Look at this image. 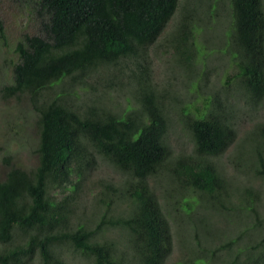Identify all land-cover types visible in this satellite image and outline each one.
<instances>
[{"label":"trees","instance_id":"16d2710c","mask_svg":"<svg viewBox=\"0 0 264 264\" xmlns=\"http://www.w3.org/2000/svg\"><path fill=\"white\" fill-rule=\"evenodd\" d=\"M32 1L37 31L17 42L15 51L19 60L12 68L13 82L3 88V93L26 95L37 113V166L27 172L9 163L8 157L4 158L10 166L0 181V264H28L35 252L40 264H65L55 252L62 243H69L79 253L91 257L92 264H123L119 261L123 260L122 256L113 258L108 245L94 238L95 231L82 225L67 230V197L56 200L49 193L50 188L63 187L66 183L71 186V177L76 176L80 181L83 171L94 162L88 147L136 181L128 190L133 211L126 218L112 221L127 232L128 246L137 256L133 263L163 264L171 251L168 226L145 181L162 167L182 188L207 193L219 201L217 195L228 184L202 157L208 159L233 141L235 112L228 108L231 114L228 117L223 113L226 109L222 103L208 97H198L200 105L193 108L183 106L181 114L198 159L190 157L191 162H187L173 157L172 160L163 140L166 118L161 107L165 96L169 97L168 91L160 93L153 87L144 62L149 47L176 12L178 0ZM227 1L233 18L230 54L237 67L233 77L245 97L244 103L256 104L264 97V3ZM213 6L205 0L203 14L212 8L216 14ZM196 13L186 2L180 26L173 34L175 39L172 38L180 69L185 70L189 82L191 79L200 82L201 78H197L202 74L195 69L201 51L190 46ZM2 31L0 19V34ZM221 47L226 48L223 45L218 49ZM100 67L127 71L135 88L133 97L140 104L137 109L130 101L120 111L96 105L119 81L115 75L100 76ZM98 84L102 86L100 94L83 109L76 102L77 90L83 92ZM214 106L220 110L215 112ZM258 129L264 136V126ZM248 140L251 141V136ZM249 150L238 151L235 163L246 168L253 166L256 174L264 175V148L257 144ZM253 152L257 156L252 159ZM76 187L77 184L72 185L74 194ZM239 194L246 204L242 206L238 202L235 209L256 212L255 194L248 187ZM189 205L184 202L182 208L187 210ZM17 230L24 238L21 243L12 244ZM261 243L259 255L250 258L247 264H264V237ZM195 253L188 263L199 261ZM230 264L243 263L234 258Z\"/></svg>","mask_w":264,"mask_h":264},{"label":"rangeland","instance_id":"374dc122","mask_svg":"<svg viewBox=\"0 0 264 264\" xmlns=\"http://www.w3.org/2000/svg\"><path fill=\"white\" fill-rule=\"evenodd\" d=\"M186 2L188 7L198 12L193 15V42L190 46L201 51L200 60L195 65V69L200 74L202 72L197 78H201L200 82L187 80L185 70L180 69L177 61L178 55L172 48V38L175 39L173 34L180 26ZM206 2L214 5L216 14L212 13L213 8L206 15L203 14L205 0H178L176 12L149 47L144 67L153 87L160 93L166 89L168 91L169 97L165 96L161 107L166 118L163 140L172 160L173 157H180L187 162H191L190 157L198 159L190 131L181 114L183 106L191 105L190 108H193L200 105L196 100L198 97H208L209 100H219L222 107H225L224 110L232 108V112H235L232 120L235 131L233 141L223 151L208 156V159L202 157L215 167L228 187L217 195L219 201H216L207 193L182 188L168 177L167 170L162 167L146 179L147 187L156 199L168 226L171 251L163 264H176L178 261L188 263L196 251L199 261L195 264H230L234 258H237L238 263L247 264L250 258L258 256L259 250H262L264 175L256 174L253 166L242 167L235 161L239 157L238 151L245 153L257 144L264 148V136L258 129L259 126H264V97L256 104L244 103L245 97L239 89L237 79L233 77L237 67L230 54L233 51V18L229 3L227 0ZM32 5V0H0L3 29L0 34V181L10 166L4 161L5 157L9 158V163L20 166L27 172H32L37 166V113L29 105L26 95L9 96L3 93V88L13 82L12 68L19 60L15 51L17 42L25 35L37 31ZM223 45L226 48L218 49ZM98 70L100 76L115 75L119 81L105 93L101 103L98 101L99 104L96 105L120 111L130 101L137 109L140 104L133 97L135 88L127 77V71L116 72L115 69L104 67ZM101 87L98 84L90 86L91 89L87 87L83 92L77 90V104L84 109L100 94ZM214 108L215 112L220 110L216 106ZM226 110L223 113L230 117L231 114ZM249 136L251 141H246ZM88 151L94 156L93 164L83 171L80 181H77L76 176L71 177L72 185L77 184L76 193L74 194L72 185L67 183L63 187L50 188L49 193L56 200L67 197V230L72 231L82 225L95 231L94 238L108 245L113 258L122 256L123 260L119 261L123 264L133 263L137 256L128 246L127 232L120 225H113L112 221L126 218L133 211L134 205L128 190L136 181L89 147ZM253 153L252 159L257 156L256 152ZM245 187L255 194L256 212L240 207L235 209L238 202L242 206L246 204L239 194ZM68 194L74 195L69 197ZM220 201L221 204L218 203ZM184 202L190 203L187 210L182 208ZM22 234L21 231L15 232L12 244L21 243L24 238ZM224 243V248H220ZM254 245H258V248ZM55 252L65 264H92L91 257L79 253L69 243L57 245ZM28 264H40L37 252L32 255Z\"/></svg>","mask_w":264,"mask_h":264}]
</instances>
